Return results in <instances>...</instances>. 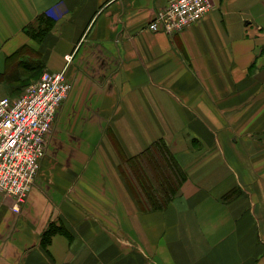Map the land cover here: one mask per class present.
<instances>
[{
	"label": "crops",
	"instance_id": "1",
	"mask_svg": "<svg viewBox=\"0 0 264 264\" xmlns=\"http://www.w3.org/2000/svg\"><path fill=\"white\" fill-rule=\"evenodd\" d=\"M211 1L170 34L149 28L169 0H0V97L72 82L20 210L0 191V264H264V0ZM160 138L187 179L148 210L122 160ZM56 219L73 238L47 251Z\"/></svg>",
	"mask_w": 264,
	"mask_h": 264
},
{
	"label": "built area",
	"instance_id": "2",
	"mask_svg": "<svg viewBox=\"0 0 264 264\" xmlns=\"http://www.w3.org/2000/svg\"><path fill=\"white\" fill-rule=\"evenodd\" d=\"M212 8L211 0H169L149 28L177 33ZM71 89L65 70L45 69L20 95L0 97V191L13 200L14 211L20 210L34 186L58 109Z\"/></svg>",
	"mask_w": 264,
	"mask_h": 264
},
{
	"label": "trees",
	"instance_id": "3",
	"mask_svg": "<svg viewBox=\"0 0 264 264\" xmlns=\"http://www.w3.org/2000/svg\"><path fill=\"white\" fill-rule=\"evenodd\" d=\"M54 22L47 13H42L26 25L24 31L33 39L42 41ZM22 49L14 55L18 56ZM121 168L126 179L132 183L142 208L148 210L165 208L187 179L186 171L162 138L141 153L124 158ZM57 234L65 235L70 240L73 238L63 221L53 220L41 235V244L45 250L49 251L52 239Z\"/></svg>",
	"mask_w": 264,
	"mask_h": 264
},
{
	"label": "rangeland",
	"instance_id": "4",
	"mask_svg": "<svg viewBox=\"0 0 264 264\" xmlns=\"http://www.w3.org/2000/svg\"><path fill=\"white\" fill-rule=\"evenodd\" d=\"M55 121H56V120H55ZM54 125H55V123H54ZM53 128H54V127H53ZM45 155H46V154H45ZM39 170H40V169H39ZM38 172H39V171H38ZM36 177H37V176H36ZM35 183H36V180H35ZM54 221H63V220H57V219H56V220H54ZM63 222H64V221H63ZM64 223H65V222H64ZM65 224H66V223H65ZM66 225H67V224H66ZM67 227H68V228L70 229V231L72 232L71 228H70L68 225H67ZM72 233H73V232H72ZM137 246H138V248H139V245H137V244L134 243V250H135V249H138ZM137 255H138V254H137ZM148 263H149V264H158L155 260H149ZM134 264H135V261H134Z\"/></svg>",
	"mask_w": 264,
	"mask_h": 264
}]
</instances>
